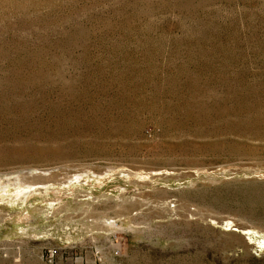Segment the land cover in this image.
Returning a JSON list of instances; mask_svg holds the SVG:
<instances>
[{
    "label": "rangeland",
    "instance_id": "obj_1",
    "mask_svg": "<svg viewBox=\"0 0 264 264\" xmlns=\"http://www.w3.org/2000/svg\"><path fill=\"white\" fill-rule=\"evenodd\" d=\"M0 264H264V0H0Z\"/></svg>",
    "mask_w": 264,
    "mask_h": 264
}]
</instances>
